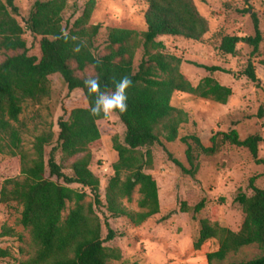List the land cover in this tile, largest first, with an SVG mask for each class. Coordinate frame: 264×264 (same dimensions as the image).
<instances>
[{
	"label": "trees",
	"instance_id": "1",
	"mask_svg": "<svg viewBox=\"0 0 264 264\" xmlns=\"http://www.w3.org/2000/svg\"><path fill=\"white\" fill-rule=\"evenodd\" d=\"M15 1L0 0V135L9 139L12 149L21 150V133L14 123L19 122L26 100L39 101L50 95V76L59 74L70 92H83L82 100L70 101L64 107V115L59 120L58 145L53 148L48 165L45 148L52 144V139L43 135L36 141L34 159L20 152L24 179L5 181L1 201L4 204L16 202L23 207L21 224L31 231L38 247L36 255L22 264H112L121 261L119 250L105 247L106 242L116 238V232L107 223L109 234L103 239L102 223L93 205L85 204L87 194L71 187L79 185L90 189L96 205L102 206L101 182L91 171L92 151L101 144L103 126L109 118L90 116V105L94 104L95 96L88 94L84 81L98 77L104 92L114 91V83L125 76L133 82L128 89V111L116 113L125 125L126 133L124 143L114 140L118 161L106 190V208L111 217L129 218L139 226L161 211L158 182L154 175L146 173L152 164V148L161 145L166 149L162 137L169 143L176 142L180 128L188 123L187 113L172 106L175 93L211 99L222 105H227L233 95L231 88L211 77L194 86L181 72L183 60L167 53L166 45L160 41L162 37H179L201 42L210 32L209 21L194 0H143L147 5V30L139 33L109 29L106 54L99 57L94 52L95 39L102 26L91 24L96 0L87 2L82 16L69 31L63 26V14L70 0L37 1L24 20L25 27L17 20L20 11ZM251 10L239 13L245 16ZM251 17L255 35L226 36L219 51L225 56H235L240 43L252 47V56L243 76L261 88L252 58L260 54L264 35L258 15L253 13ZM26 31L42 37L40 58L29 55ZM140 50H143V57L136 68L135 59ZM261 64L264 66V60ZM195 65L210 73L227 72L217 66ZM89 70L93 73L87 74ZM258 117L264 119V105ZM180 141L187 147L185 154L189 168L166 151L183 173L192 177L198 174L200 156L213 157L226 144L247 149L257 164H264V160L259 159L264 138L259 134L243 140L236 130L219 132L214 134L211 147H206L195 134ZM58 152L65 160L81 156L71 165L73 176L67 175L57 162ZM254 183L255 179L252 180V197L241 193L236 198L245 214L238 233L219 224L211 225L208 220L202 221L200 237L194 247L196 253L206 257L208 264L222 263L230 254L254 245L260 248L262 256L232 264H264V189L255 187ZM137 188L142 195L139 201L142 212L133 213L128 211L124 201L132 202ZM68 203H74V207L65 219ZM205 207L203 201L194 213H201ZM11 235L12 230L5 229L0 238ZM215 242L218 248L212 250ZM11 258V252L0 247V262Z\"/></svg>",
	"mask_w": 264,
	"mask_h": 264
},
{
	"label": "rangeland",
	"instance_id": "2",
	"mask_svg": "<svg viewBox=\"0 0 264 264\" xmlns=\"http://www.w3.org/2000/svg\"><path fill=\"white\" fill-rule=\"evenodd\" d=\"M37 1L16 0L20 16L18 22L25 27L27 19ZM89 0H70L63 14V26L67 31L82 16ZM199 11L210 25V32L203 41L195 42L179 37H162L167 53L183 60L181 72L194 86H198L207 77L213 78L223 86L229 87L233 95L227 105L219 104L211 99L175 93L172 106L183 110L188 115V123L179 131V139L169 143L164 137L166 147L156 145L152 148V164L146 173L156 178L159 186L161 211L147 222L136 225L129 218L116 219L107 211L106 190L114 177V165L118 154L114 150V140L124 143L126 127L115 113L103 126L101 144L93 148L91 171L100 179L102 206L98 207L90 189L72 185L73 189L85 192L86 206L93 205L96 216L102 223V238L108 237L107 223L116 232L113 241L105 243L108 249L119 250L121 261L112 264H208L201 253H196L195 243L201 232L202 221L208 220L211 225L219 224L238 233L245 220L243 208L236 202L239 194L249 197L254 195V186L264 189V164L256 163L251 153L241 147L226 144L213 157L198 158L199 171L196 177L183 173L171 160L174 158L189 168L186 159L187 147L180 141L189 135H197L206 147H211L214 134L228 133L236 130L243 140L251 135L259 134L264 138V119L258 117L264 105V42L260 54L252 58L261 88L243 76L253 48L240 43L235 56H225L219 47L226 36H254L255 29L251 15L256 13L260 20L264 35V0H194ZM252 9L250 14L242 15L239 11ZM147 5L143 0H96L91 24H100L102 30L95 39V54L99 57L106 54L109 29L120 28L143 33L147 30L145 13ZM25 39L30 49V56L41 57L42 37L34 36L26 31ZM143 57V50L138 51L135 67L138 68ZM2 59V57H0ZM221 67L227 72L210 73L196 66ZM93 71H87L92 74ZM81 75V74H80ZM50 95L39 101L26 100L19 122L14 123L20 131L21 150L12 149L9 139L0 135V233L5 229L12 230L13 235L0 238V247L8 249L12 258L0 264H22L36 255L38 250L31 231L22 224L23 207L16 202L4 204L1 201L2 190L8 179L23 180L20 152L27 154L29 159L35 158V144L38 137L50 136L52 144L45 148V161L48 165L51 152L58 145L60 134L59 120L64 115V107L68 102L80 101L81 90L70 92L67 83L59 74L49 77ZM168 152H167V151ZM81 156L70 160L63 159L57 153V162L63 166L67 175L73 176L71 165ZM259 159L264 160V143L260 145ZM49 169H47V177ZM142 199L139 188L136 189L133 201H124L128 211L142 212L139 201ZM203 201L205 209L195 214L194 209ZM74 203H68L64 218L69 215ZM187 209L188 212H184ZM218 243L212 245V250ZM262 256L257 245L245 247L238 253H232L219 264L243 263Z\"/></svg>",
	"mask_w": 264,
	"mask_h": 264
},
{
	"label": "clouds",
	"instance_id": "3",
	"mask_svg": "<svg viewBox=\"0 0 264 264\" xmlns=\"http://www.w3.org/2000/svg\"><path fill=\"white\" fill-rule=\"evenodd\" d=\"M76 51H79L77 49ZM88 94L94 95V104L90 105V116L110 118L113 114H125L128 111V89L132 87V80L125 76L114 83V91H101L98 77L84 81Z\"/></svg>",
	"mask_w": 264,
	"mask_h": 264
}]
</instances>
